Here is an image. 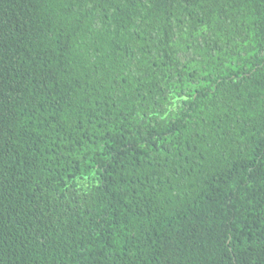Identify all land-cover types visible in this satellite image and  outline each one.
I'll use <instances>...</instances> for the list:
<instances>
[{
	"label": "trees",
	"instance_id": "16d2710c",
	"mask_svg": "<svg viewBox=\"0 0 264 264\" xmlns=\"http://www.w3.org/2000/svg\"><path fill=\"white\" fill-rule=\"evenodd\" d=\"M0 264H264V0H0Z\"/></svg>",
	"mask_w": 264,
	"mask_h": 264
}]
</instances>
